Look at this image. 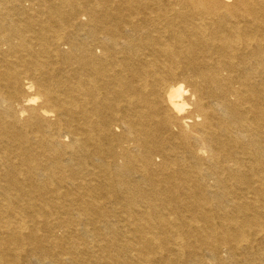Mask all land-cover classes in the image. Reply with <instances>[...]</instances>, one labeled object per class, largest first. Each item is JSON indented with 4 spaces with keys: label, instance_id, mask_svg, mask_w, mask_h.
<instances>
[{
    "label": "bare ground",
    "instance_id": "1",
    "mask_svg": "<svg viewBox=\"0 0 264 264\" xmlns=\"http://www.w3.org/2000/svg\"><path fill=\"white\" fill-rule=\"evenodd\" d=\"M0 264H264V0H0Z\"/></svg>",
    "mask_w": 264,
    "mask_h": 264
},
{
    "label": "rangeland",
    "instance_id": "2",
    "mask_svg": "<svg viewBox=\"0 0 264 264\" xmlns=\"http://www.w3.org/2000/svg\"><path fill=\"white\" fill-rule=\"evenodd\" d=\"M11 14H16V12H13V13H11Z\"/></svg>",
    "mask_w": 264,
    "mask_h": 264
}]
</instances>
